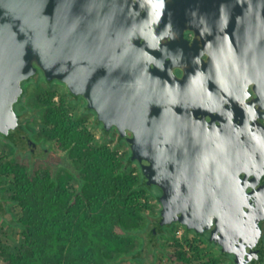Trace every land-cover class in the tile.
<instances>
[{
    "label": "flooded vegetation",
    "instance_id": "1",
    "mask_svg": "<svg viewBox=\"0 0 264 264\" xmlns=\"http://www.w3.org/2000/svg\"><path fill=\"white\" fill-rule=\"evenodd\" d=\"M9 1L26 6L24 0ZM122 1L123 7L129 3L133 18L128 21L136 29L119 47L126 58L123 82L149 100V114L162 125L163 134L152 146L153 154L164 158L157 177L173 175L167 183L172 207L166 216L178 213L184 223L161 215L162 190L159 179H152L156 220L164 230L178 225L200 238L205 257L214 262L264 264V252L258 249L264 250V244L250 249L244 242L262 227L264 243V0H233L232 12L217 3L208 20L181 19L169 0ZM212 1L200 0L204 8ZM36 82L62 85L103 128L83 95L59 80H46L42 70L24 83V92ZM21 131L18 125L14 132ZM112 131L119 152L131 157L129 143L115 126L106 137ZM23 137L27 150L46 149L34 137ZM133 161L147 183L146 161L136 156Z\"/></svg>",
    "mask_w": 264,
    "mask_h": 264
},
{
    "label": "trees",
    "instance_id": "2",
    "mask_svg": "<svg viewBox=\"0 0 264 264\" xmlns=\"http://www.w3.org/2000/svg\"><path fill=\"white\" fill-rule=\"evenodd\" d=\"M39 85L35 100L26 88L15 107L22 131L0 135L12 146L0 176L13 174L12 189L0 190V215L17 206L10 222L22 237L0 242V264H147L145 255L155 249L154 264L162 255L188 259L179 246L164 245L170 232L156 220L157 206L146 203L151 187L128 152H119L117 133L107 138L102 128L95 139L97 125L79 101L62 92L55 102L52 85L46 92ZM24 134L46 149L26 151Z\"/></svg>",
    "mask_w": 264,
    "mask_h": 264
},
{
    "label": "water",
    "instance_id": "3",
    "mask_svg": "<svg viewBox=\"0 0 264 264\" xmlns=\"http://www.w3.org/2000/svg\"><path fill=\"white\" fill-rule=\"evenodd\" d=\"M24 1L26 6L19 8L0 0V135L10 136L20 125L15 107L24 95V83L42 70L46 80H59L70 92L83 95L104 129L115 126L133 151L130 158L146 161L142 169L147 183L159 179L161 215L168 222L184 223L178 213L166 216L172 207L167 204L172 193L167 183L173 175L157 177L164 158L156 157L152 146L154 138L163 134L162 125L149 114V100L139 98L131 84L123 82L126 58L119 47L136 31L128 21L133 18L129 3L123 7L122 0ZM169 1L172 12L185 20L211 19L217 3L227 12L235 8L233 0H213L205 8L200 0L197 4V0ZM262 234L261 227L244 242L250 249L262 245Z\"/></svg>",
    "mask_w": 264,
    "mask_h": 264
},
{
    "label": "rangeland",
    "instance_id": "4",
    "mask_svg": "<svg viewBox=\"0 0 264 264\" xmlns=\"http://www.w3.org/2000/svg\"><path fill=\"white\" fill-rule=\"evenodd\" d=\"M40 86H41L42 91H45L46 84L41 82ZM30 88L32 90V94L30 95L29 98L31 100H35L38 93L34 90L33 86ZM52 88L55 89L56 91V94L53 97L54 101L59 102L60 93L62 92L65 93V88L60 84H52ZM27 126L30 129L32 128V130L34 131L38 130L37 126L30 127L29 124ZM39 126L41 127L42 125H39ZM98 129H99L98 126H96V130L94 134L95 139L101 135V131ZM59 152H62V151H59ZM11 153H12V146L6 139L0 136V162L5 157L10 156ZM12 182H13L12 173L0 176V190H2L1 194L3 193L6 194L12 189ZM146 196H148L145 200L146 203L149 206L154 205L151 200V195L147 194ZM10 208L11 210L9 212H6L3 215H0V242H2L3 244H8V245H11L15 242H20L22 239L19 228L10 222L12 217L19 216L20 211L17 206L15 207L11 206ZM168 232H170L169 233L170 238H166L167 240H165L164 242V245L166 246V248L170 250L173 248V246L177 245L186 252V254L188 255V259H186L182 263H176V262L169 260L168 256L162 255L157 261L158 264H203L206 261L205 252L202 250L200 238L193 237L192 234L185 232L184 229L178 225H173L170 228V230H168ZM156 251L157 249H155L154 252L151 251L145 255V260L147 264H154V261H155L154 253ZM210 261H211V264H213V261L212 260ZM215 264H224V262L219 263L218 261H216Z\"/></svg>",
    "mask_w": 264,
    "mask_h": 264
},
{
    "label": "bare ground",
    "instance_id": "5",
    "mask_svg": "<svg viewBox=\"0 0 264 264\" xmlns=\"http://www.w3.org/2000/svg\"><path fill=\"white\" fill-rule=\"evenodd\" d=\"M80 118H81V117H80ZM84 119H85V118H84ZM84 119H83V121H84ZM94 133H95V132H94ZM105 137H106V136H105ZM110 137H111V136H110ZM112 138H113V137H112ZM119 146H120V145H119ZM183 235H184V234H183ZM163 236H164V235H163ZM168 237H170L169 234H168ZM190 237H191V236H190ZM192 238H193V237H192ZM196 239H197V238H196ZM166 240H167V239H166ZM186 240H187V239H186ZM193 240H194V239H193ZM193 240H192V241H193ZM199 241H200V240H199ZM194 242H195V241H194ZM200 242H201V241H200Z\"/></svg>",
    "mask_w": 264,
    "mask_h": 264
},
{
    "label": "clouds",
    "instance_id": "6",
    "mask_svg": "<svg viewBox=\"0 0 264 264\" xmlns=\"http://www.w3.org/2000/svg\"><path fill=\"white\" fill-rule=\"evenodd\" d=\"M1 137H3V136H1Z\"/></svg>",
    "mask_w": 264,
    "mask_h": 264
}]
</instances>
